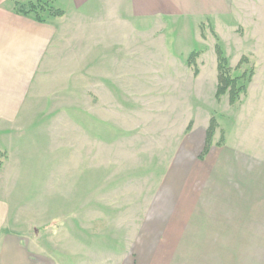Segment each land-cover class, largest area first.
Returning <instances> with one entry per match:
<instances>
[{
  "label": "rangeland",
  "instance_id": "374dc122",
  "mask_svg": "<svg viewBox=\"0 0 264 264\" xmlns=\"http://www.w3.org/2000/svg\"><path fill=\"white\" fill-rule=\"evenodd\" d=\"M0 4L40 32L36 59L24 39L5 50L23 88L18 73L0 88L4 232L54 264L162 259L172 228L181 257L164 264H264V0L222 21L143 20L129 0ZM221 51L254 71L235 104L216 96Z\"/></svg>",
  "mask_w": 264,
  "mask_h": 264
},
{
  "label": "crops",
  "instance_id": "0c3cea01",
  "mask_svg": "<svg viewBox=\"0 0 264 264\" xmlns=\"http://www.w3.org/2000/svg\"><path fill=\"white\" fill-rule=\"evenodd\" d=\"M72 1L76 7L83 6V3L90 0H66ZM130 1V10L133 15L141 17V19H158V18H190V19H202V18H213L218 21H222L221 18H227L232 15L233 1L234 0H129ZM4 5V4H3ZM1 6V4H0ZM14 13V14H13ZM76 15H80L79 11L74 12ZM22 15V14H21ZM20 14H15L11 9H5L4 6L0 8V88L3 86L6 79H13L14 74L18 73L15 76V89L23 88V80L21 78V71L16 69L8 72L5 67L6 64L13 65L14 62L6 59L5 50L9 49L11 43L16 44L18 47H21L23 39L29 44V51L32 59H36V52L33 51L35 48L34 44H37L39 41V31H38V20L32 19L30 15L21 17ZM14 16L17 18L15 19ZM22 19L25 21V26L22 25ZM139 19V18H138ZM21 20V21H20ZM162 20V19H160ZM16 22V23H15ZM99 25V24H98ZM18 26V27H17ZM29 36V37H28ZM28 37V38H27ZM25 57V56H24ZM21 59L18 60V64H21ZM28 62V61H26ZM11 63V64H10ZM14 68V67H13ZM12 68V69H13ZM32 70L31 74H34ZM19 75V76H18ZM18 76V78H17ZM13 86V85H12ZM28 86H25L27 88ZM24 88V89H25ZM4 92V91H3ZM16 92V91H15ZM5 111V107L2 105L0 107V112ZM200 209H198L199 211ZM197 211L195 216V225H206L208 219L205 217H198L202 215L201 212ZM6 204L0 199V264H54L53 251H50V255H44V259L40 262V259L37 257V250L26 249L23 247L24 237L16 235L14 233L7 234L2 230L5 226L6 220ZM179 221L177 218L172 220V224L176 225ZM176 228H172L174 231ZM170 229L169 236L164 240V244L160 249L156 250L154 256H160L162 259H156L155 261H149L148 254L149 251L142 249L140 254H135V256L141 255L142 257L148 251L146 258L141 259L139 264H164L167 260H170L172 257V252L178 253V257H181V250L177 252L178 249L170 245L174 240L181 238V233L172 232ZM208 231H213L212 228H209ZM168 232V233H169ZM214 234V233H213ZM177 237V238H176ZM212 248L213 246L210 245ZM175 251V252H174ZM68 253V252H67ZM66 253V254H67ZM63 254V253H62ZM56 255V254H54ZM61 255V254H57ZM49 256V257H48ZM64 256V254H63ZM68 256V254H67ZM172 262V260H171ZM134 263V262H133ZM180 263H182L180 261ZM187 260V264H190Z\"/></svg>",
  "mask_w": 264,
  "mask_h": 264
},
{
  "label": "trees",
  "instance_id": "16d2710c",
  "mask_svg": "<svg viewBox=\"0 0 264 264\" xmlns=\"http://www.w3.org/2000/svg\"><path fill=\"white\" fill-rule=\"evenodd\" d=\"M16 10L18 8V14L22 15H28L29 11L25 10V6L23 5H18L16 4ZM58 12H56L57 14ZM218 49V48H217ZM219 51L217 50V53ZM245 59V57H244ZM189 61H192L189 60ZM244 61V60H243ZM218 86H217V92L216 96L218 99L223 97L224 95L228 94L229 96V101L231 104H235L240 96L244 93H246L250 83L251 79L253 77L254 71L251 70L249 73L244 71L243 73L240 74H234L232 68L229 65L228 58L223 54L221 51V54L218 55ZM211 133H214L215 131V126L210 127ZM210 137V136H209ZM209 145L207 146L206 152L207 154L206 157L211 153L212 148H208Z\"/></svg>",
  "mask_w": 264,
  "mask_h": 264
}]
</instances>
